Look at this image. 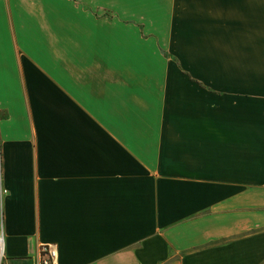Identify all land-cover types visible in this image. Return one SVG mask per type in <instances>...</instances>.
Masks as SVG:
<instances>
[{
    "label": "crops",
    "instance_id": "obj_1",
    "mask_svg": "<svg viewBox=\"0 0 264 264\" xmlns=\"http://www.w3.org/2000/svg\"><path fill=\"white\" fill-rule=\"evenodd\" d=\"M2 264H264V0H0Z\"/></svg>",
    "mask_w": 264,
    "mask_h": 264
},
{
    "label": "built area",
    "instance_id": "obj_2",
    "mask_svg": "<svg viewBox=\"0 0 264 264\" xmlns=\"http://www.w3.org/2000/svg\"><path fill=\"white\" fill-rule=\"evenodd\" d=\"M55 256V249L51 244H39L38 246V258L35 264H53ZM4 257V241L0 228V264Z\"/></svg>",
    "mask_w": 264,
    "mask_h": 264
}]
</instances>
